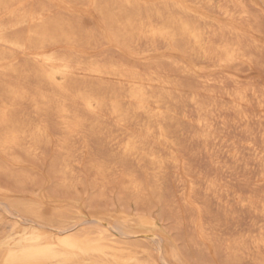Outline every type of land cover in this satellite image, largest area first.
<instances>
[{"label": "bare ground", "instance_id": "obj_1", "mask_svg": "<svg viewBox=\"0 0 264 264\" xmlns=\"http://www.w3.org/2000/svg\"><path fill=\"white\" fill-rule=\"evenodd\" d=\"M263 19L264 0H0V178L12 185L0 187V264H264V191L233 194L231 208L210 176L200 198L175 138L182 122L205 148L230 110L246 131L253 118L261 127ZM162 52L168 69L150 62ZM79 136L106 145L109 158H75ZM255 161L263 190L264 145ZM36 164L55 181L49 195H27L43 180ZM108 185L120 202L133 199L136 215L97 210ZM89 190L84 212L74 197ZM151 197L165 200L172 237L139 212ZM238 213L245 220L229 222Z\"/></svg>", "mask_w": 264, "mask_h": 264}, {"label": "rangeland", "instance_id": "obj_2", "mask_svg": "<svg viewBox=\"0 0 264 264\" xmlns=\"http://www.w3.org/2000/svg\"><path fill=\"white\" fill-rule=\"evenodd\" d=\"M263 24H264V21H263ZM262 31L263 32L261 34H259V38L262 41H264V29H262ZM164 50L165 49L162 48L160 51H164ZM112 52H113V50H112ZM105 53L106 54L111 53V49L109 47L105 46L104 54ZM115 53H117V52H115ZM117 55H118V57H121V53L120 54L117 53ZM168 56H170V53L162 52L161 56L153 58L150 62L157 63L156 64L157 66H162L163 65L162 66L163 68L165 67L166 69H168V65H166L167 63H163V60H166ZM171 58H176V57L172 56ZM135 60H136L135 62L138 63V64H139L140 61L142 62L141 59H135ZM159 61L162 62V63H159ZM154 63L151 64L150 66H152V65L156 66ZM191 64L199 67V65L196 64V62H192ZM204 67H207L206 71L211 73L213 76L221 75L222 72H223V70L218 69V68L210 69L208 66H204ZM170 68L171 67L169 66V70H170ZM171 70H172V68H171ZM230 71L233 72L235 75L238 74L237 76L238 77L240 76L238 80H241V81L245 80L244 79V78H246L245 76L247 74H249V70H246L245 67L232 68ZM250 73H252V72L250 71ZM174 76H175L174 79L177 80L178 82H180L183 85H186L184 83H187V81L192 83V81L190 79H188V78H187V81H186L184 76H182V74L179 73V72H177V73L175 72ZM187 84H189V83H187ZM225 84L227 85V87H228V85L230 87V83L229 82H227ZM219 104H220L221 108H223L225 106L226 107L231 106V104L226 102V100H223V101L221 100ZM186 109L188 110V108H186ZM229 112L231 114H229ZM249 112L252 113V114H255L254 113L255 111L253 112L252 109ZM223 114L224 115H221L220 120L218 119L217 122L214 123L215 126L213 125V127H212V130H214V132H215V135H214L215 139L212 142L211 141L209 142L208 146H206L207 148L206 147L203 148L196 141H191L189 139V136L192 133L193 129L188 128V125H186L185 123H182V122L179 123L178 127H179V129H181L180 133H183V134L180 135V133H176L175 134V138H176V141L179 142V144L181 143V145L184 148V153L181 152V154L185 155L184 157H185V162H186V169L188 168L187 172L191 171L190 174L191 175L193 174V178L195 179L194 181L197 182L198 187H200V189H198V191H197L198 194L199 193L201 194V192H202V194H204V192H205L204 188H202L201 185H199L200 183L202 184V186L204 184L202 178L208 179V178L213 177L212 180L214 179L215 182H217L218 185L221 186V189H222V191L221 190L218 191L217 194H220V193L221 194H225V192L230 194L231 196L228 197L225 201H228V207H231V208L233 207L234 208V207H238V206H237V204H235V200L231 199L233 194H237L243 199V198H246V197H248L250 195H255V194L258 195V193H260V191H264V189L263 190L260 189L262 187L256 189L257 188L256 187V185H257L256 182L260 178L261 170H263L262 169L263 165L261 163H258V162L255 161V154L257 153V151H260L263 148V145H264V143L262 142V138L260 137V134L257 133L259 131H264V121L262 122L263 128H262V125H261V127H258L257 126V118H253L252 121H251L252 122L251 124L253 125V127L250 124L249 130L246 131L245 128H244L245 126H243V123L239 120L238 115L234 111L230 110L228 112H223ZM235 118H237V119H235ZM224 119H226V120H224ZM221 121H223V123L226 124L225 127H224V124L222 126ZM230 124H234L232 126L233 127L235 126V127L233 128ZM228 126H229V128H228ZM230 126H231V128H230ZM258 128L260 130H258ZM171 130H173V127L171 128ZM183 130L185 132H183ZM240 131L244 135L241 134ZM254 138H255V140H254ZM78 139L73 141L74 142V146L76 148L75 152H74V156H75V158H81V156H86V158H83V159L81 158L82 162L84 161L83 163L87 162V161H85V159L88 160L89 158H93V157L96 158L98 160V162H103V160L105 161L106 159L109 158V148L106 145L98 143L94 139H89L87 147H86L85 144L83 143V140H84L83 136H81V138L79 136ZM251 140H253L254 143ZM234 141H236V142H234ZM78 142H80V143H78ZM223 143H225V144H223ZM234 143H235L236 146H234ZM103 145H104V147H103ZM251 145H253V146L251 147ZM52 149H53V151H52ZM46 152H47L46 154H47V158L48 159H50V156L55 154L54 148H51V147L46 149ZM230 153H231V155H230ZM186 158H187V160H186ZM85 164L88 165V163H85ZM36 166H38L37 167L38 169H41V173H42L41 177H42L43 180L41 182H38L37 185H35L31 189L30 192H27V195H30V194L33 195V196L42 195V194L43 195H49V194H51V191H50L49 187L55 181L49 180V178L47 177L48 176L47 166L44 167V166H40L38 164H36ZM85 168H86V166L81 168V172H82V174H83V176L85 178L88 177L86 179L87 182H88V181H90L91 177H89V176L91 174H90L89 170L87 171V169H85ZM206 169H208V170L206 171ZM87 175H89V176H87ZM168 176H169V178H168ZM168 176H167V179H168V181L170 180L168 183H170L171 181L175 180L174 178H177V176L175 175L174 172H171ZM171 176H173L174 178L171 177ZM199 176H201V178H199ZM197 177H198V179H196ZM225 180H226V182H225ZM172 184H173V182L170 183L171 187H172ZM10 185L11 184L9 182H6V181L3 180V178H0V187L10 188L12 186V185L11 186ZM204 186H205V184H204ZM238 186H239V188H238ZM118 190L119 189L116 186L113 187L111 190H109V185H108L107 188L104 191L105 194H104L103 198H101L95 204V206H97V210L98 211H103L104 210V211H107V212H109V210H113V211H123L124 210V211L129 212L132 216L136 215L137 211L135 210L134 202H132L133 199L132 198L128 199L127 200L128 204H125V202L123 203L122 201L120 202L118 200V192H119ZM200 190H201V192H200ZM255 190H257L258 192L255 191ZM89 194H90V190L88 192H81L78 195H76L75 197L73 196L74 198H76L74 200V204L78 208H80L82 211H84V212L85 211L87 212L86 202L88 201L87 199H89V197H88V196H90ZM202 194L200 195V198H202L204 196ZM110 197H111V199H110ZM153 198L154 197H151V200H150L151 202L149 201V202H146L145 204H143L141 206V209L143 211L140 209L139 212H143V213L148 212L149 214L152 215V217L156 221V227H157V229L159 231L157 233H159L161 236L172 237V234H173L174 231L173 230L170 231L168 228H169L170 225H173V224L169 225L170 220L168 219L166 214L161 215V217L159 215L160 210L163 208V205H165L166 202L164 200V202H165L164 203L163 200H162V203H164L162 205V203L160 204L161 200H159V202H158V200H156L157 199L156 197L154 199ZM229 199H230V201H229ZM110 203H112V205ZM150 203H151V205H150ZM146 205H147V207H146ZM161 205H162V207H159ZM213 206L214 205L212 203V207ZM164 208H165V206H164ZM235 215H236V217H235ZM233 216H234L235 219L233 218V220H230L229 222H233L234 220L235 221L239 220L242 217L241 214L239 215V213L238 214H234ZM239 216H241V217H239ZM241 220L244 221L245 219L241 218ZM228 239H233V237L229 236ZM191 251L193 253V250H191ZM193 254L191 255V257H193V258L188 257L189 261L193 262L195 260L194 259L195 255L193 256ZM207 257L208 256L205 255L204 258H207Z\"/></svg>", "mask_w": 264, "mask_h": 264}]
</instances>
